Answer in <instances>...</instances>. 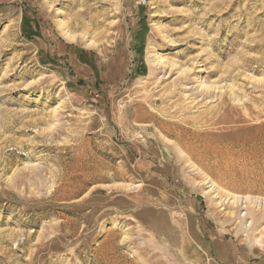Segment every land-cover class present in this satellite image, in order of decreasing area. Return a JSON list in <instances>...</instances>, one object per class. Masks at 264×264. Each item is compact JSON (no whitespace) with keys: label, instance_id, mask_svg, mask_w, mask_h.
Listing matches in <instances>:
<instances>
[{"label":"rangeland","instance_id":"rangeland-1","mask_svg":"<svg viewBox=\"0 0 264 264\" xmlns=\"http://www.w3.org/2000/svg\"><path fill=\"white\" fill-rule=\"evenodd\" d=\"M0 264H264V0H0Z\"/></svg>","mask_w":264,"mask_h":264},{"label":"bare ground","instance_id":"bare-ground-1","mask_svg":"<svg viewBox=\"0 0 264 264\" xmlns=\"http://www.w3.org/2000/svg\"><path fill=\"white\" fill-rule=\"evenodd\" d=\"M186 71H187V70H185V72H186ZM185 72H184V73H185Z\"/></svg>","mask_w":264,"mask_h":264}]
</instances>
